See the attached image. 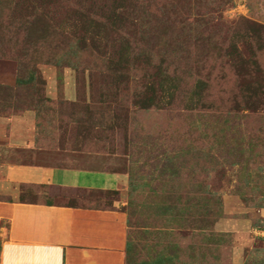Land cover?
<instances>
[{
  "label": "rangeland",
  "instance_id": "obj_1",
  "mask_svg": "<svg viewBox=\"0 0 264 264\" xmlns=\"http://www.w3.org/2000/svg\"><path fill=\"white\" fill-rule=\"evenodd\" d=\"M26 114L25 163L124 177V264H264V0H0Z\"/></svg>",
  "mask_w": 264,
  "mask_h": 264
},
{
  "label": "crops",
  "instance_id": "obj_2",
  "mask_svg": "<svg viewBox=\"0 0 264 264\" xmlns=\"http://www.w3.org/2000/svg\"><path fill=\"white\" fill-rule=\"evenodd\" d=\"M31 119L0 117V196L10 197L0 199V264H124L120 203L103 209L95 195L119 191L124 177L25 163L18 153L36 149ZM23 187L36 194L23 198Z\"/></svg>",
  "mask_w": 264,
  "mask_h": 264
},
{
  "label": "built area",
  "instance_id": "obj_3",
  "mask_svg": "<svg viewBox=\"0 0 264 264\" xmlns=\"http://www.w3.org/2000/svg\"><path fill=\"white\" fill-rule=\"evenodd\" d=\"M262 238L264 239V231L261 233Z\"/></svg>",
  "mask_w": 264,
  "mask_h": 264
}]
</instances>
